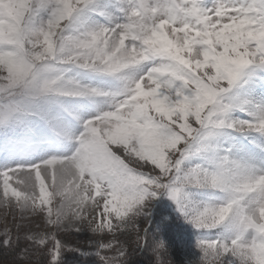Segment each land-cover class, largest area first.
Instances as JSON below:
<instances>
[{"label":"snow or ice","instance_id":"1","mask_svg":"<svg viewBox=\"0 0 264 264\" xmlns=\"http://www.w3.org/2000/svg\"><path fill=\"white\" fill-rule=\"evenodd\" d=\"M93 74L110 85L84 82ZM256 79L264 0H0V205L19 212L0 246L12 264L93 255L66 248L69 229L96 234L100 264H126L125 233L169 264L150 235L158 196L200 230L196 264H264V156L217 147L224 129L264 137V102L238 100ZM32 143L50 150L22 151Z\"/></svg>","mask_w":264,"mask_h":264},{"label":"rangeland","instance_id":"2","mask_svg":"<svg viewBox=\"0 0 264 264\" xmlns=\"http://www.w3.org/2000/svg\"><path fill=\"white\" fill-rule=\"evenodd\" d=\"M209 3H211V0H208ZM94 19L99 20L100 22H103L102 19L95 17ZM81 72V70L73 68L68 75L70 77H76L77 74ZM84 82H91L94 86H100V87H107L110 85L111 78L101 75L93 74L91 76L90 81L85 80ZM253 100L257 102H264V79H256L253 83L247 84L244 86L243 89H241L240 96L238 97V100ZM83 103V102H82ZM81 113L84 115H90V109L88 107H83L80 109ZM231 116L233 119H249L247 112L241 111L239 109H235ZM224 132V135L219 138L217 142L218 150L221 154H224L227 152V150L231 149V155L233 157H261L264 156V152H261L260 149L257 147L258 144H264V137L259 136L257 133H251L247 136L242 135L238 132H235L231 129H224L222 130ZM21 149L23 152L31 154L35 156L36 158H39L41 154H43L46 151L50 150V146L47 144H39V143H32L31 145L22 144ZM196 163H202L201 160L192 159L189 161H185V167H191ZM13 186H15V179L12 181ZM202 193L201 198L214 201L219 200L224 196V193L221 192L218 189H206V190H200ZM167 202V208H158L157 206L159 204H163V201ZM55 201H53V204ZM158 204V205H157ZM170 209V210H169ZM173 210V211H171ZM13 211H16L17 213V222H19V212L18 210H13L11 208H6L3 205H0V235H2L4 231L5 222H7V225L9 228L14 229V223H13ZM154 212H156L157 216H164V215H170V212H176L180 214L176 210V205L174 202L169 199L167 196H158L156 200L153 203L152 209H151V216L150 220H152V216L154 215ZM5 216L7 217V220L5 221ZM157 218V217H156ZM154 218V219H156ZM185 219V218H184ZM30 220H35L33 217H26L24 223L27 225V223ZM149 220V224L150 223ZM185 221H187L185 219ZM191 228L190 232L185 233L182 237H180L177 241V248L179 251V254L184 262V264H196L200 252L198 248L196 247V241L199 238L200 230L195 228L189 221H187ZM162 224L160 221H153L151 229H150V235L153 237L154 233L158 230V225ZM163 225V224H162ZM162 225L159 228H162ZM33 227L36 226L35 223L32 225ZM145 228L146 226L143 225ZM152 230V231H151ZM119 235V233H117ZM96 234H93L90 231L84 230L81 232H76L75 229H69L68 231H61L58 238L61 239L62 243L65 244L67 249H80L84 252H90L93 253V255H81L77 251H66L64 254V262L65 264H100L99 257L94 255L96 249L94 247L96 240L94 239V236ZM128 235L132 236H120V240L123 242L128 240L127 244H125V247L128 250V256L126 259V264H150L151 261L156 262L157 257L156 253L153 251L152 248H143L140 247L137 248L135 244V233H131ZM107 239H111V236L109 235ZM2 247V246H0ZM143 247V246H141ZM133 254V255H132ZM10 257V260H1L0 264H12V256L8 254ZM108 255H112L111 252L108 253ZM155 259V260H154ZM155 264V263H154Z\"/></svg>","mask_w":264,"mask_h":264},{"label":"trees","instance_id":"3","mask_svg":"<svg viewBox=\"0 0 264 264\" xmlns=\"http://www.w3.org/2000/svg\"><path fill=\"white\" fill-rule=\"evenodd\" d=\"M158 205V204H157ZM167 202L164 200L163 204H159L157 206L158 208H167ZM170 210V209H169ZM173 211V210H171ZM170 215H164V216H157L156 212H154V215L152 216V220H150V223L152 221H160L162 224L158 225V230L154 233L153 237H157L161 240H163L167 245V260L169 261V264H184L179 251H178V244L177 241L180 237H182L185 233L190 232L191 228L187 221H185L184 217L181 214L170 212ZM157 217V218H156ZM156 218V219H154ZM152 223L150 225V229L152 226ZM149 226L147 222L142 224V227ZM162 225V228H159ZM152 231V230H151ZM129 233H125V236H132L128 235ZM122 235V237H124ZM134 237V236H132ZM126 240H128L126 238ZM143 249L144 247H140ZM133 255V254H132ZM157 261H151L150 264H158V261L160 259H163L162 257H158L156 253ZM1 260H10V257L8 253H6L3 249V247H0V261ZM155 260V259H154Z\"/></svg>","mask_w":264,"mask_h":264}]
</instances>
